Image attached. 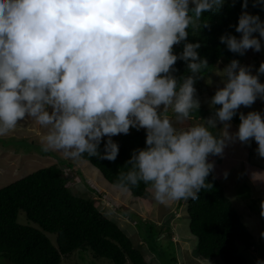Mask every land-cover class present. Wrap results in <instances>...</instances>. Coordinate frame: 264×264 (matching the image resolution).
Instances as JSON below:
<instances>
[{"label":"clouds","instance_id":"1","mask_svg":"<svg viewBox=\"0 0 264 264\" xmlns=\"http://www.w3.org/2000/svg\"><path fill=\"white\" fill-rule=\"evenodd\" d=\"M224 3L0 0V136L31 118L46 129L43 152L114 161L119 146L112 137L128 134L130 127L144 128L146 147L133 152L128 171L114 186L126 191L143 182L160 204L197 200L201 189L212 187L207 178L214 162L208 157L222 156L229 142L255 140L256 152L264 158V114L241 112L234 134L227 131L228 123L221 132L213 131L217 121H230L241 105L264 99V83L259 82L264 62L253 75L250 66L232 60L221 73L223 87L211 99L212 105H221L215 116L177 126L191 121L199 109L194 76L208 66L198 57L199 43H185L179 55L173 45L186 40L202 13L218 11ZM257 3L264 0L253 6ZM247 7L248 0H243L235 27L240 37H220L241 55L250 48L260 51L264 39V21ZM178 59L188 62L193 74L182 81L171 75ZM103 137L108 139L101 153ZM228 175L225 171L223 178ZM260 214L264 217V201Z\"/></svg>","mask_w":264,"mask_h":264},{"label":"trees","instance_id":"2","mask_svg":"<svg viewBox=\"0 0 264 264\" xmlns=\"http://www.w3.org/2000/svg\"><path fill=\"white\" fill-rule=\"evenodd\" d=\"M242 3L243 0H225L218 11L202 13V19L190 25L187 30L186 40L173 45V52L177 55L183 51L185 43L200 45L197 49L198 57L205 59L208 67L194 76L198 100L202 98L199 85L203 76L213 73L219 62L229 64L232 60L239 61L243 57L230 51L220 41V37L225 34L240 37L241 34L235 31V27L242 11ZM254 3L255 0H248V7L244 10L258 15L264 21V4L257 3L254 7ZM262 50L263 48L261 54L264 57ZM261 62L264 60L257 63L256 69ZM187 63L178 59L173 65L171 75L178 81L193 75ZM215 111L216 107L207 110L200 105L192 113V119L214 117ZM169 114L173 115L170 110ZM232 119L235 123H240L238 115L235 114ZM121 136L123 137L112 138L119 146L114 161L89 157L87 154L82 157L112 185L117 183L121 173L128 171L130 165L127 162L133 152L146 147L144 128H134L132 133ZM105 142L106 140L101 141V153ZM211 159L209 156L210 162ZM207 181L212 183V187L201 189L199 198L190 199L188 203L189 228L198 239V257L209 262L219 260L224 264H249L248 259L239 252L238 243L250 247L254 244V236L243 222L238 208L226 195L214 169ZM69 182L67 172L58 165H53L0 189V262L2 259L11 264H62L64 258L76 251L91 249L95 256L114 264H126L128 261L132 264H150L124 229L108 217L93 198L75 194L70 189ZM128 190L135 198L147 199L152 194L151 187L143 182L130 186ZM261 201L263 198L257 201L253 199L250 209L253 212L257 210L260 214L261 207H257V204ZM21 212L26 214L27 220L33 225L19 222ZM165 232L171 237L169 227L165 231L160 230L158 236ZM47 233L57 236L56 246Z\"/></svg>","mask_w":264,"mask_h":264},{"label":"rangeland","instance_id":"3","mask_svg":"<svg viewBox=\"0 0 264 264\" xmlns=\"http://www.w3.org/2000/svg\"><path fill=\"white\" fill-rule=\"evenodd\" d=\"M253 35L260 39L259 34ZM263 41L264 39H261L262 51H264ZM245 54L238 63L242 66H250L251 73L257 75V63L264 60L261 50L257 52L250 48ZM227 65L226 62H219L213 73L201 78L199 92L202 98L199 99V103L207 110L221 107V105H212L211 99L218 88L223 87L222 81L225 78L221 73ZM259 82L264 83V74H259ZM250 111L264 114V99L258 97L251 106L241 105L236 110V115L239 116L241 112L246 115ZM208 118L210 116L184 121L177 126L186 127ZM224 123L230 124L227 129L229 134L238 131L239 124L233 119L228 122L217 121L213 131L221 132ZM133 129L130 127L128 134L132 133ZM45 133L44 127L27 118L8 134L0 136V189L39 169L58 165L69 176L70 189L75 194L93 198L99 208L124 229L134 246L142 252L150 264H224L219 260L209 262L198 257L196 252L198 239L189 228L190 199L160 204L154 200L152 189L149 198H135L129 190L122 191L110 184L99 170L82 158L71 159L54 150L43 152L41 140ZM128 134H118L112 138H120L123 137L121 135ZM107 139L108 137H103L101 141ZM257 147L255 140H250L248 143L236 140L227 144L222 156L210 155L211 162H214L215 173L225 188L226 195L238 208L243 222L254 236V244L250 247L238 243L239 252L248 259L249 264H257L258 260L264 261V236L261 235L264 232V219L257 210L253 212L250 209L253 199L257 201L263 198L264 201V158L257 154ZM225 171L229 173L227 179L223 178ZM261 202H258L257 207H261ZM19 222L30 223L24 212L20 213ZM168 227L171 237L168 232L159 237V231H165ZM47 236L56 246L57 236L49 233ZM0 264L11 263L1 259ZM62 264L114 263L95 256L91 249H82L64 258ZM126 264L132 263L128 261Z\"/></svg>","mask_w":264,"mask_h":264}]
</instances>
